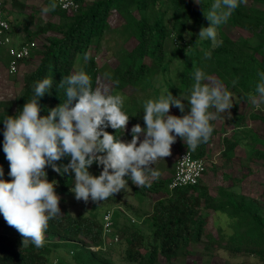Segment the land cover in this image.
I'll return each instance as SVG.
<instances>
[{
  "label": "trees",
  "instance_id": "trees-1",
  "mask_svg": "<svg viewBox=\"0 0 264 264\" xmlns=\"http://www.w3.org/2000/svg\"><path fill=\"white\" fill-rule=\"evenodd\" d=\"M53 2L57 5L55 10L44 13L42 9ZM76 2V10H66L58 0H43L41 6L33 8L26 17L24 40L35 41L36 37L44 35V41L22 61H34L36 66L24 74L19 96L0 99V168L3 170L0 179H12L3 151V120L18 115L23 105L32 99H37L41 117L49 115L52 108L66 100L67 85L60 86L62 79L80 70L89 74L93 89L100 86L101 79L110 80L111 94L124 97L122 110L129 115L128 123L139 124L146 130L144 104L148 99H158L166 89L173 97L185 99L182 101L184 112L172 106L169 113L182 117L190 112L187 98L194 83L193 74L196 68L201 69L232 93L233 106L219 114L222 119L211 121L214 129L211 137L195 150L188 149L179 137L180 152L190 151L194 157L205 159L218 136L220 154L225 160L232 162L244 154L247 160L260 161L264 166V104L260 108L253 104V99L259 97L258 74L264 72V0H243L229 20L217 28L216 47L210 39H199L201 28L210 26L204 13L210 10L214 0H199V3L196 0ZM14 3L21 4L17 0ZM112 11L121 15L124 22L113 26L109 20ZM36 21L43 22L31 31L30 26ZM240 30L249 35H243ZM110 41L114 42L112 46ZM105 43H108L106 50L116 56L114 65L98 62L100 53L106 51ZM207 52L211 53V58L205 57ZM9 59L6 49H1L0 64L8 66ZM44 78L52 80V87L38 98L34 87ZM105 131L125 142L122 129L116 132L108 127ZM70 160V156H65L53 163L63 167ZM173 166L158 164L154 167L159 172L158 177L149 182L150 186L139 189L142 202L149 197L145 227L129 223L119 230L126 243V261L130 264H189L188 256L197 254L199 245L203 244V264H208L218 248L234 255H255L264 262V204L239 191L238 184L246 175L233 177V184L227 186L221 182L213 185L205 181L204 175L195 185L170 189L175 173ZM101 169L103 166L94 162L88 171L98 176ZM166 169L168 175L163 176ZM45 172L49 182L56 181L55 192L62 201L66 193L72 192L75 173L69 171L61 175L51 165L45 167ZM223 178L227 180L231 176L223 173ZM109 210L96 202L87 215L73 216L60 209L61 214L49 221L41 248L31 242L24 245L21 234L0 214V229L7 227V231L0 234V264H54L55 247L61 246L67 247L79 264H118L112 263L103 250L106 245L103 214ZM212 214H222L216 220L217 236L205 231ZM118 219L119 211H113V227Z\"/></svg>",
  "mask_w": 264,
  "mask_h": 264
},
{
  "label": "clouds",
  "instance_id": "clouds-1",
  "mask_svg": "<svg viewBox=\"0 0 264 264\" xmlns=\"http://www.w3.org/2000/svg\"><path fill=\"white\" fill-rule=\"evenodd\" d=\"M241 2L214 0L210 10L204 13L210 26L201 28L199 39H210L213 47L218 46L217 28L229 20ZM56 6L50 3L42 11H54ZM205 57L211 58V53H205ZM193 75L194 83L187 98L190 112L182 117L169 115L172 106L184 112L185 99L173 97L166 89L158 99L145 102L146 130L134 125L130 142L105 131L108 127L116 132L126 129L129 115L122 110L124 97L108 94L106 88L93 89L91 77L84 70L62 79L60 86L67 85L66 100L52 108L49 115L41 117L37 99H32L18 115L7 116L3 120V151L12 179H0V214L21 234L23 244L31 242L37 248L43 247L49 221L61 214L56 181L49 182L46 178L47 165L61 175L75 173L72 191L77 200L87 201L89 197L93 201L106 200L128 188L125 176L138 187L150 186V180L159 175L152 165L171 155L177 137L192 150L207 142L214 130L211 121L222 119L219 114L232 108L233 96L221 82L211 80L201 69L196 68ZM258 75L259 97L253 99L256 108L264 104V72ZM52 83L49 78L38 81L35 96L42 97ZM65 156L71 157L69 164L59 167L53 163ZM94 162L103 166L99 176L88 171Z\"/></svg>",
  "mask_w": 264,
  "mask_h": 264
},
{
  "label": "rangeland",
  "instance_id": "rangeland-1",
  "mask_svg": "<svg viewBox=\"0 0 264 264\" xmlns=\"http://www.w3.org/2000/svg\"><path fill=\"white\" fill-rule=\"evenodd\" d=\"M5 6L6 13L8 18L11 20L12 31L11 38L12 44L14 46H19L25 42V34L27 24L25 23L26 17L31 13L33 8L40 7L43 0H17L19 3L24 4L26 8H23L21 4H15V0H1ZM49 15L44 17L47 19ZM110 23L113 26H117L124 22L121 15L116 11H112L110 16ZM43 21H36L33 25L30 26V30L34 31L37 28L38 24H42ZM241 33L245 36H248L249 33L240 30ZM35 41L37 45H41L44 41V35L36 37ZM114 42L110 41L109 45H113ZM105 50L107 49L108 43L104 44ZM115 57L113 56L110 50L103 51L98 56L99 63H109V65H114ZM36 62L32 61L31 63L21 62L19 70L15 74H11L8 70L7 65L0 64V99L15 98L19 96L21 92L22 79L24 74L34 69ZM102 89H107L108 94H111L112 83L108 79H101L100 86ZM169 115H174V113H169ZM176 116V115H175ZM134 125L130 123L127 124L126 129L123 132L125 142H130L132 139L131 129ZM144 139V135H140V140ZM179 137L176 138L175 143L171 146V155L165 157L164 159H159L156 161L152 167L158 166V164H164L165 166L176 165V160L181 153L179 149ZM221 144L219 137L217 136L214 140L212 149L207 154L206 165L207 171L205 174V181H210L213 185H216L218 182H221L225 186L233 184V177H239L245 174V178L238 184V189L240 192L246 196L253 197L254 199L259 200L264 204V166L260 161L257 160H247L244 154H240L234 158V160L227 161L221 157L220 154ZM168 168V167H167ZM103 169L99 170L98 176ZM168 170L166 169L163 176L168 175ZM223 173L231 176V178L225 180L223 178ZM128 181V188L126 190H121L118 193H115L113 197H109L106 200L93 201L91 197L87 201L77 200L75 193H66L65 198L59 202V208L67 214L76 216L78 214H88L89 210L92 208L94 202H96L101 207L110 209L112 211H119V219L117 225L111 228L110 232H104V237L106 245L104 251L108 253V256L111 257L112 263L118 264H130L125 259V249L126 243L122 237V233L119 230L124 225H129V223L135 226L145 227V213L147 210L148 198L146 201H141L138 195L140 187L133 184L130 177H124ZM154 179V178H153ZM150 182H152V180ZM215 191L212 190V193ZM215 194V193H214ZM104 215V214H103ZM217 216H222V214L211 215L209 217L208 223L206 225V233L213 232L216 236L218 235L217 231ZM104 217V216H103ZM6 222V221H5ZM7 223V222H6ZM221 224L230 230L224 221ZM7 228V227H6ZM2 227L0 229V234L5 233L7 229ZM117 237V238H116ZM206 240V239H205ZM202 245H199V252L194 255L188 256L187 262L189 264H194L193 262L197 261V264H203V253L201 252ZM96 249L95 247H93ZM54 264H58L59 260L62 261V264H79L73 258L69 249L65 246L55 247V254L52 257ZM240 262H253L255 264H264L261 260L255 255H249L248 253L232 254L226 251L223 248H218L215 252V255L209 259L208 264H239Z\"/></svg>",
  "mask_w": 264,
  "mask_h": 264
},
{
  "label": "built area",
  "instance_id": "built-area-1",
  "mask_svg": "<svg viewBox=\"0 0 264 264\" xmlns=\"http://www.w3.org/2000/svg\"><path fill=\"white\" fill-rule=\"evenodd\" d=\"M60 6L66 10H76L78 3L76 0H58ZM12 24L8 18L5 6L0 0V61L1 49L5 48L9 56L8 70L11 74L18 72L20 64L29 58L32 50L37 47V42L25 41L19 46L12 44L11 38ZM207 171L206 160L204 158L194 157L190 151L179 153L175 173L169 183L170 189L184 186L195 185L204 177ZM104 232H110L113 228V211L109 210L104 214ZM117 238V237H116Z\"/></svg>",
  "mask_w": 264,
  "mask_h": 264
}]
</instances>
